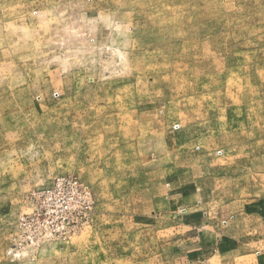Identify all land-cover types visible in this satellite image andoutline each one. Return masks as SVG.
<instances>
[{
  "label": "rangeland",
  "instance_id": "1",
  "mask_svg": "<svg viewBox=\"0 0 264 264\" xmlns=\"http://www.w3.org/2000/svg\"><path fill=\"white\" fill-rule=\"evenodd\" d=\"M263 187L264 0H0V264H264Z\"/></svg>",
  "mask_w": 264,
  "mask_h": 264
},
{
  "label": "built area",
  "instance_id": "2",
  "mask_svg": "<svg viewBox=\"0 0 264 264\" xmlns=\"http://www.w3.org/2000/svg\"><path fill=\"white\" fill-rule=\"evenodd\" d=\"M75 189V190H74ZM67 191H79V185L78 182L75 180H66L65 178L59 179L51 188L47 189L43 193L44 199L51 200L53 198H57L58 196H61L58 200V203H60V200L64 199L63 194ZM85 198L87 200V206L85 207L86 210H91V203H90V198L87 192H85ZM61 206H64L65 202L62 200ZM63 233H76L75 228L73 226V220H69L68 224L66 227H64Z\"/></svg>",
  "mask_w": 264,
  "mask_h": 264
},
{
  "label": "crops",
  "instance_id": "3",
  "mask_svg": "<svg viewBox=\"0 0 264 264\" xmlns=\"http://www.w3.org/2000/svg\"><path fill=\"white\" fill-rule=\"evenodd\" d=\"M259 197V199H257V200H255L254 202H252L253 204H258V203H261L262 204V206L261 207H258V209H259V211L260 212H264V187H263V189H262V192H261V194H260V196H258ZM261 201V202H260ZM247 216H256V215H250V214H248ZM259 221H261V219H258ZM255 223L257 224V222L255 221V220H247L246 221V224L245 225H243L244 224V222L242 221V220H239L238 221V225L236 226V228H234V233H235V231L237 230V234L239 233V234H241V232H243V230L245 229V233L246 234H249V233H252V231H257V230H254L253 228H251V227H254L255 226ZM239 227H241L242 228V230H240V228ZM245 227V228H244ZM236 235V234H235ZM203 237V239H204V241H207L208 239H206V237H204V236H202ZM211 240H212V237L210 238ZM209 241V240H208ZM222 242H224L225 243V240H222ZM263 242H264V237H263ZM206 242H204V244H205ZM230 244H232V243H230ZM232 248V247H231ZM244 247H242V249H243ZM239 249H240V247H239Z\"/></svg>",
  "mask_w": 264,
  "mask_h": 264
}]
</instances>
